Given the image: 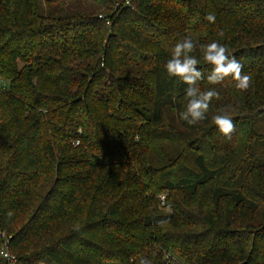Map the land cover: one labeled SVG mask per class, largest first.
<instances>
[{"label":"trees","instance_id":"16d2710c","mask_svg":"<svg viewBox=\"0 0 264 264\" xmlns=\"http://www.w3.org/2000/svg\"><path fill=\"white\" fill-rule=\"evenodd\" d=\"M186 36L220 93L196 125L164 68ZM213 41L247 92L208 82ZM5 243L0 264H264V0H0Z\"/></svg>","mask_w":264,"mask_h":264},{"label":"clouds","instance_id":"9594fccd","mask_svg":"<svg viewBox=\"0 0 264 264\" xmlns=\"http://www.w3.org/2000/svg\"><path fill=\"white\" fill-rule=\"evenodd\" d=\"M205 19L209 23H215L214 14H208ZM220 35H223L221 32ZM197 50V42L190 36L179 40L171 49V58L164 65L169 77H178L187 87L184 89L187 104L185 109L179 113V118L186 121L189 125H196L204 121L212 100L219 99L220 93L215 88L201 90L198 82L204 79L203 72L198 65L200 60L192 53ZM199 51L204 62L212 66L207 80L212 85L221 84L226 78L231 77L235 88L240 92H247L252 86V77L243 73V65L235 57L230 55L225 45L218 41H213L207 45H200ZM213 122L218 130L228 139H231L235 131L232 118L226 109H221L213 117ZM166 215H171L173 208L171 203L164 202L161 205ZM13 215L12 211L8 216ZM166 220L159 221L165 224ZM0 256L4 259H12L8 251H0ZM138 264H151V261L143 256L139 258Z\"/></svg>","mask_w":264,"mask_h":264},{"label":"built area","instance_id":"2783aa9c","mask_svg":"<svg viewBox=\"0 0 264 264\" xmlns=\"http://www.w3.org/2000/svg\"><path fill=\"white\" fill-rule=\"evenodd\" d=\"M162 200H164V197H162L161 198ZM8 243V242H7ZM7 243H5V247H4V249L2 250V251H7V247H6V245H7ZM11 256V255H10ZM2 257V256H1ZM12 257V259H8L7 261H9V262H11V263H14L15 262V257H13V256H11ZM3 258V257H2Z\"/></svg>","mask_w":264,"mask_h":264}]
</instances>
